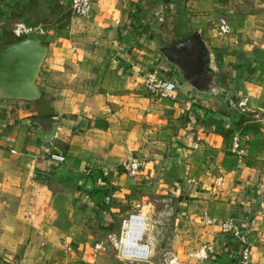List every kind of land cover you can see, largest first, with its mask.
Wrapping results in <instances>:
<instances>
[{
  "label": "crops",
  "instance_id": "0c3cea01",
  "mask_svg": "<svg viewBox=\"0 0 264 264\" xmlns=\"http://www.w3.org/2000/svg\"><path fill=\"white\" fill-rule=\"evenodd\" d=\"M90 1V14L78 16L69 0H0V45L20 22L46 28L39 38L47 47L41 97H0V264H94L99 243L83 222L94 208L81 186L105 181L110 194L92 197L105 227L130 213L148 221L156 195L173 202L180 219L162 255L240 264L242 240L250 264H264V41L231 33L228 42L208 43L209 23L222 20L218 0ZM242 18L255 36L264 31L250 25V13ZM194 30L211 48L225 90L196 92L158 52ZM159 68L175 84L172 97L144 89L147 72ZM34 116L53 122L34 128L26 122ZM235 134L242 155L231 149ZM131 157L143 162L137 176L121 165ZM228 217L240 236L220 232Z\"/></svg>",
  "mask_w": 264,
  "mask_h": 264
},
{
  "label": "water",
  "instance_id": "95a60500",
  "mask_svg": "<svg viewBox=\"0 0 264 264\" xmlns=\"http://www.w3.org/2000/svg\"><path fill=\"white\" fill-rule=\"evenodd\" d=\"M42 30L46 28L42 27ZM158 52L175 69L180 79L196 92L210 94L225 90L226 86L221 82L223 76L213 63L212 50L199 30L161 46ZM46 54L47 47L40 40L37 30L28 32L16 42L0 45V97L27 101L39 99L41 91L37 78ZM26 122L38 128L41 122L53 121L50 116H34ZM54 128L53 124L48 137L52 136ZM260 194L264 196V174Z\"/></svg>",
  "mask_w": 264,
  "mask_h": 264
},
{
  "label": "rangeland",
  "instance_id": "374dc122",
  "mask_svg": "<svg viewBox=\"0 0 264 264\" xmlns=\"http://www.w3.org/2000/svg\"><path fill=\"white\" fill-rule=\"evenodd\" d=\"M218 1L220 4L219 6H221L220 8H222V11L221 12L219 11L218 13L221 14L222 20H225L229 25H231V27L234 28V29L231 28V33L234 37H237L238 41L240 40L245 42L264 41V31H262L263 30L262 28L264 27V0H218ZM248 13H250L251 18H253L249 21L250 25L254 24L253 28L258 27L260 31H262V33H258L255 36L254 35L255 33L249 31L250 27L245 28L241 25L242 21H244L242 17L246 16ZM220 22L221 20L219 19H215L213 22H210L208 28L209 31L211 32V30L214 27H216ZM240 29H242V31ZM205 34L207 35L208 33L204 32V35ZM206 40L208 43L214 41L215 42L224 41L225 43L230 41V38L224 37L218 40L214 38L211 39L206 38ZM51 142H53L59 149H63L62 144H59L55 140ZM89 185H91L89 189L88 187H86V184H83L81 187L85 186L86 192H90L91 194L95 193L97 196L99 195V197L103 196L102 193H104V195L110 194L111 189H113L112 185H110L108 181H105L104 184H96V186L90 183ZM97 187H101V188H97ZM109 198L112 199L110 196ZM87 200L89 203V201L91 200L90 197H88ZM150 200L154 202V207L153 209H150V211L147 213L150 214L151 216L149 215L148 221L145 222L147 229L146 232L149 233L148 237L150 238L152 236V238L150 239L152 240V242L150 241V243H152L153 245L152 246L153 249L151 250H153L154 253H152L153 255L151 254V258L148 261L119 260L116 257L115 249H113L109 241V238L107 237V234L109 233H115L113 235H115L116 237L119 236L121 230V222L124 218L128 216V214H126V216L123 217L122 219L121 218L116 219L115 222H113V224H111L107 228L104 226V224L107 223L106 220L103 219L104 214L98 212L96 209H94V212L92 214L89 213L88 211L84 212L83 222L89 225L90 227L89 232L92 235L93 241L95 243L98 242L101 245V247L98 249V252L100 254L98 253L93 258L94 264H165L167 256L162 255L163 249L166 247V244L168 243V237L170 238L172 236L174 227L175 226L179 227L176 224L177 223L180 224V219L176 220V216L178 215H176L175 210H173L171 207V205L173 206V202L161 201V199H159L156 195L150 196ZM101 229H106V230L103 231ZM179 260H181L183 264H200L199 259L187 257L184 255H179Z\"/></svg>",
  "mask_w": 264,
  "mask_h": 264
},
{
  "label": "built area",
  "instance_id": "2783aa9c",
  "mask_svg": "<svg viewBox=\"0 0 264 264\" xmlns=\"http://www.w3.org/2000/svg\"><path fill=\"white\" fill-rule=\"evenodd\" d=\"M69 8L71 13L78 16H87L92 10V2L90 0H69ZM33 29L20 22L14 24L12 33L16 38L24 37ZM42 33V27L37 29ZM231 33V26L225 21L221 22L211 30V38L221 39L227 37ZM144 89L154 98L172 97L175 90V84L166 75L165 71L160 68L147 72L143 79ZM245 101H240L239 106L243 107ZM231 149L237 155L244 154L245 145L240 138V135L235 134L232 137ZM11 152H14L11 150ZM49 158L55 162H63L64 157L59 154L49 153ZM142 160L137 157H131L124 160L121 165L130 176H137L142 167ZM145 223V217L138 213H130L121 222V230L119 236L112 235L109 241L116 251V257L119 260H138L148 261L151 258V243L146 239L145 231L142 224ZM146 224V223H145ZM220 232L223 234L234 233L237 237L240 236V228L235 218L228 217L220 224ZM244 244L237 251L240 264H250V251L244 241ZM95 250L101 247L100 244H95ZM165 264H182L179 258L175 255H168Z\"/></svg>",
  "mask_w": 264,
  "mask_h": 264
},
{
  "label": "trees",
  "instance_id": "16d2710c",
  "mask_svg": "<svg viewBox=\"0 0 264 264\" xmlns=\"http://www.w3.org/2000/svg\"><path fill=\"white\" fill-rule=\"evenodd\" d=\"M23 37H19V38H16V37H13L12 39H10L8 42H6V43H8V44H10V43H13V42H16L17 40H20V39H22ZM87 195L90 197V204L92 205V207L94 208V209H96L98 212H101L102 214H104V210L101 208V206L100 205H98L97 203H95L94 202V200H92L93 198L92 197H95L94 196V194H91L90 192H87ZM96 195V194H95ZM244 244H242L241 242H239L236 246H235V249H236V251H239V248L241 247V246H243Z\"/></svg>",
  "mask_w": 264,
  "mask_h": 264
},
{
  "label": "bare ground",
  "instance_id": "6f19581e",
  "mask_svg": "<svg viewBox=\"0 0 264 264\" xmlns=\"http://www.w3.org/2000/svg\"><path fill=\"white\" fill-rule=\"evenodd\" d=\"M140 214V213H139ZM146 223V222H145ZM145 223H140V224H142V227H143V230L145 231Z\"/></svg>",
  "mask_w": 264,
  "mask_h": 264
}]
</instances>
